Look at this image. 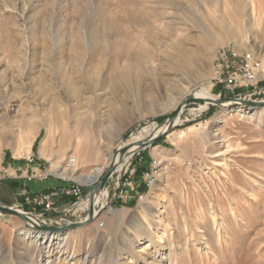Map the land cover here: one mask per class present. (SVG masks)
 Listing matches in <instances>:
<instances>
[{
  "label": "rangeland",
  "instance_id": "rangeland-1",
  "mask_svg": "<svg viewBox=\"0 0 264 264\" xmlns=\"http://www.w3.org/2000/svg\"><path fill=\"white\" fill-rule=\"evenodd\" d=\"M249 51L264 63V0H0V205L48 225L84 220L108 166L89 175L113 147L165 124L189 86L264 100V77L252 97L214 82L222 60ZM95 136L108 145L85 154ZM126 158L90 224L55 233L0 213V264H264V105L194 100ZM35 182L54 185L32 193ZM76 183L79 199L64 193ZM42 197L51 209L32 201Z\"/></svg>",
  "mask_w": 264,
  "mask_h": 264
},
{
  "label": "water",
  "instance_id": "water-1",
  "mask_svg": "<svg viewBox=\"0 0 264 264\" xmlns=\"http://www.w3.org/2000/svg\"><path fill=\"white\" fill-rule=\"evenodd\" d=\"M203 100V98H198L193 95L186 96L180 103V105L177 107V109L171 114L168 118V125L165 128V130L161 133H158L157 135L151 137L148 140H142L139 141L138 144L132 145L119 150V155L117 154L115 150V158L114 161L108 166L106 169L104 175L99 179V181L94 186L91 198H90V208L88 216L82 220V221H76L73 223L65 224L64 226L58 225H48L46 223H43L44 217L37 215L36 213L32 211H26L24 209H20L17 206H6V205H0V212L1 214H12L19 216L25 221L26 227L29 229H37L40 231H47V232H57V233H65L68 230L84 226L87 224H90L94 221L96 216L100 213L101 209L99 211H96L95 208V196L98 193H101L110 177L113 175V173L118 169V166L123 164L124 159L134 153L137 149H145L148 146H152L157 143V141L165 136L166 134L170 133L174 128L178 126V123H176V119L181 118L184 108L191 103L194 100ZM207 102L218 105V106H225L226 104L232 106V105H245V106H262L264 105V100H247L243 98H222L217 100H208ZM118 155V157H117ZM117 157V158H116ZM32 217L37 218V221H35ZM32 225V226H31ZM34 225V226H33Z\"/></svg>",
  "mask_w": 264,
  "mask_h": 264
},
{
  "label": "bare ground",
  "instance_id": "bare-ground-1",
  "mask_svg": "<svg viewBox=\"0 0 264 264\" xmlns=\"http://www.w3.org/2000/svg\"><path fill=\"white\" fill-rule=\"evenodd\" d=\"M109 16V15H108ZM111 24H112V22H111ZM111 36V35H110ZM235 48V47H234ZM228 50V49H227ZM236 50H238V49H236ZM241 51V50H240ZM241 53V52H240ZM247 54H250L251 56H252V58L248 61V63L250 64V66L252 67V68H255V64L256 63H259L260 65V67H259V69L260 70H262L263 71V73H264V63H263V61H262V59L261 58H259L257 55H255L254 54V52H246V53H244V56H246ZM216 70H217V68H216ZM141 80V79H140ZM138 81V80H137ZM140 84V83H139ZM134 86V85H133ZM124 87V86H123ZM130 87V86H129ZM140 87V86H139ZM199 87V88H198ZM132 89H133V87H132ZM194 93H198L199 95H201L205 100H217V97H215V96H213L212 95V93H211V91H210V88L209 87H202L201 85H191V86H189V88L187 89V92H185V94L183 95V97L178 101V102H176L175 103V105H174V109L176 110L177 109V107L180 105V103H181V101L186 97V96H188V95H193ZM138 94V92H136V95ZM129 96L131 95V94H128ZM135 98V97H134ZM229 104V103H228ZM228 104H226L225 106H227ZM123 113L122 114H120V113H118V123L116 124V126H115V129H119V127L122 125V123H123V121L124 120H126V118H127V116H125V115H127V111H122ZM237 113H240L241 115H244V111H239V112H237ZM178 121H179V118L178 119H176V123H178ZM167 125H168V120L166 121V123L165 124H162V125H159V126H157L156 124H151V125H149L146 129H144L143 130V132H142V134L141 135H133L131 138H129L128 140H126V141H122L121 143H120V145H119V147L118 148H116L115 150H116V152H118L117 154L119 155V150H121V149H123V148H125V147H127V146H129L130 144H132V145H136V144H138V142L139 141H142V140H148L150 137H151V135H153V136H155V135H157L158 133H161V132H163L164 130H165V128L167 127ZM34 131V130H33ZM113 133H114V128H111V129H109L108 131H107V133H106V135H105V137H106V140L107 141H110L111 140V138H112V136H113ZM108 145V143L107 142H104V141H100L99 140V138H97L96 136H95V138L91 141V142H89V141H85L84 142V146H85V154L86 153H88L89 155H91V154H93V153H91L92 151H93V149H97V155H99V152H101V150H102V148H103V146L104 145ZM110 145V144H109ZM115 150H114V147L112 148V150H111V152H110V155L107 157V160H106V163L104 164V165H102V167H98L97 169H96V171L95 172H93L91 175H89L90 176V179H89V181L90 182H93V181H95L96 179H97V177L100 175V174H102V172H103V170L104 169H106L107 168V166H109L113 161H114V158H115ZM102 153V152H101ZM118 155H117V157H118ZM116 157V158H117ZM71 158H74L75 159V162L74 163H71L72 165H70L69 163H70V159ZM127 159V158H126ZM125 160V159H124ZM126 161V160H125ZM124 162V161H123ZM76 163H77V158L76 157H73V156H71L70 158H68V160H67V162H66V167H65V169H63L62 168V170L61 169H58V171L60 172V170L62 171L61 173H59L60 175V177H63V178H65L66 180H68L69 178H70V176L68 175V174H70V173H72V169L76 166ZM122 166H123V164H121V165H119L118 166V169H120V168H122ZM106 167V168H105ZM71 170V171H70ZM74 170V169H73ZM77 185H80V184H78V183H76ZM81 186V185H80ZM100 195V196H99ZM102 195H103V197L105 198L107 195H108V191H105V192H103L102 194H100V193H98V194H96V196H95V199L96 200H94V202H95V205L97 204V203H99L103 198H102ZM84 204L87 206V205H90V200H87V201H85L84 202ZM1 213V212H0ZM35 221H37V218H35V217H32ZM32 226V225H31ZM34 226V225H33ZM32 230V229H31ZM33 230H37V229H33Z\"/></svg>",
  "mask_w": 264,
  "mask_h": 264
},
{
  "label": "built area",
  "instance_id": "built-area-1",
  "mask_svg": "<svg viewBox=\"0 0 264 264\" xmlns=\"http://www.w3.org/2000/svg\"><path fill=\"white\" fill-rule=\"evenodd\" d=\"M234 58H231V61L228 60H222L221 67L217 68V76L214 78L215 84H222L227 89H230L233 91L237 88L246 89L244 96L252 97L255 94L256 86L258 85L259 81L262 77H264V73L262 70L259 69V63L255 64V68H252L248 61L252 58L250 54H247L246 56H239L242 57L241 60L234 55ZM239 60V61H238ZM250 89H253V91H250ZM242 96V95H241ZM71 163L75 162L74 158H71ZM135 173V169L131 170L129 178L126 180V182L122 183L123 188H128L132 186L131 176ZM64 193L67 196L76 197L79 199L82 194V188L81 186L74 184L71 185L69 188L64 190ZM124 193V189H120L119 191V197ZM29 198V197H28ZM32 201L35 202V204L43 205L44 210H49L52 207V202L50 201L49 197H42V198H33Z\"/></svg>",
  "mask_w": 264,
  "mask_h": 264
},
{
  "label": "crops",
  "instance_id": "crops-1",
  "mask_svg": "<svg viewBox=\"0 0 264 264\" xmlns=\"http://www.w3.org/2000/svg\"><path fill=\"white\" fill-rule=\"evenodd\" d=\"M54 185V184H52ZM52 185L50 183H46V182H35L33 184L30 185V191L32 193H38V192H43V191H47L49 189H51L50 187H52ZM59 186V184H56ZM138 185V184H137ZM137 187V186H136ZM134 186V188H128L127 192H126V196L121 200V202H126L130 205L131 201L134 200L136 193L139 194V192H137V189L134 190L136 188ZM70 199H66L64 200L63 204H69Z\"/></svg>",
  "mask_w": 264,
  "mask_h": 264
}]
</instances>
